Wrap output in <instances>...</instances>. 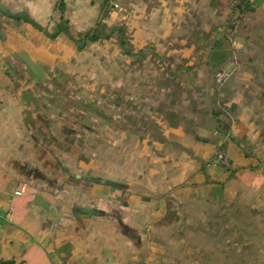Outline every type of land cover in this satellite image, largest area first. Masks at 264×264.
I'll return each instance as SVG.
<instances>
[{
	"label": "crops",
	"instance_id": "obj_1",
	"mask_svg": "<svg viewBox=\"0 0 264 264\" xmlns=\"http://www.w3.org/2000/svg\"><path fill=\"white\" fill-rule=\"evenodd\" d=\"M57 3L0 0L40 28L0 11V264H264V0ZM97 25L125 32L132 67L115 121L76 123L59 82L90 93L112 37L77 41ZM153 57L161 70L132 60ZM129 94L148 105L126 124Z\"/></svg>",
	"mask_w": 264,
	"mask_h": 264
},
{
	"label": "rangeland",
	"instance_id": "obj_2",
	"mask_svg": "<svg viewBox=\"0 0 264 264\" xmlns=\"http://www.w3.org/2000/svg\"><path fill=\"white\" fill-rule=\"evenodd\" d=\"M119 33L117 34H113L112 36V40L110 42H108L107 46L108 47H103L102 46V50H108L110 51L111 55H110V59L107 61L106 65H99L98 63L95 64V66L93 67L91 73L93 74V79H92V85L90 86L91 88L88 90H85L86 87H83L85 84H87L88 82L86 81L84 84V81L82 79H80V81L78 79H74L73 77H71L70 79H64V80H60L59 84L64 87V88H69L67 89V93L64 96H61V102L68 107V114H67V118L71 121H75L76 123L78 122H87L89 119L95 124L99 121L100 117H105L107 119H109L110 121H115L116 119V109H115V104H116V99L117 96L115 95V88L117 86V82H116V74L121 71V69L119 70V68L121 67V64L119 63V59L115 58V48L117 46V44L115 43V39L119 38ZM115 36V37H114ZM111 44V45H110ZM113 44V45H112ZM121 47V46H120ZM118 49H120L117 46ZM130 48V47H129ZM120 50H125V48H122ZM122 51V52H123ZM130 51V50H128ZM114 53V54H113ZM131 58H129L130 61ZM140 60V70L143 71H147V70H151V71H158L161 70L162 67V60H160L161 58H134L132 60ZM128 60V59H127ZM133 62V61H132ZM132 62L129 63H125L123 65V67H121L123 69V71H131V67H132ZM100 66V67H99ZM128 67V68H126ZM102 68V69H101ZM103 70L107 71V77L106 79H102L100 78V74L103 73ZM95 81V83H94ZM105 81L107 82V88H106V92L107 94H102V90L104 87V83ZM131 79L130 76L129 78H124V82H125V88L130 87L131 86ZM142 81V80H141ZM217 81V80H216ZM102 83V84H101ZM218 83V82H217ZM89 88V84L87 86V89ZM73 91V93H70ZM85 91V93H83ZM125 92H127V89H125ZM125 97V101H123V115L120 118L122 122L126 123V124H131V116H132V109L134 110L136 108V112L137 110H139V107L141 106V103H143L145 106L148 105L147 100H145L147 96H139V98L137 99L135 95H126V96H122V99H124ZM133 97V98H132ZM118 102H121V100H119ZM140 102V104H139ZM85 103H87L88 106H90V110L87 112L85 111L83 107H85ZM135 103V105L133 104ZM100 107H103L104 109H100ZM134 107V108H133ZM147 107L145 108V111H147ZM87 113V114H85ZM147 113V112H145ZM141 116V115H140ZM78 128V127H77ZM76 128V129H77ZM82 130V129H81ZM112 134H114L113 131H111ZM97 134V133H96ZM96 148V150L98 149V144H93ZM216 156V155H215ZM216 160V162L218 161L216 158L214 159ZM218 164L219 161L217 162ZM217 242V240H215ZM196 242V240L192 239L189 240V246L192 247V245H194ZM242 242V239H238L237 243ZM205 243H207L206 245H210L212 244V240L208 239L205 240ZM158 245H161L160 243H158Z\"/></svg>",
	"mask_w": 264,
	"mask_h": 264
},
{
	"label": "trees",
	"instance_id": "obj_3",
	"mask_svg": "<svg viewBox=\"0 0 264 264\" xmlns=\"http://www.w3.org/2000/svg\"><path fill=\"white\" fill-rule=\"evenodd\" d=\"M63 8H64V0H58V3H57V10L59 11H63ZM1 11V10H0ZM3 12V11H1ZM7 17L9 18H12V19H15V20H22V21H25V22H29L31 23L34 27L39 28V26L37 24H35L30 18H28L27 16L25 15H22V14H11V13H8L7 11L3 12ZM63 20L61 19V22ZM59 32H68V30L66 28H63V27H60L58 25V30L56 33H54L53 35H51L52 38L56 37L57 36V33ZM115 33H119V44L122 48H124L125 46V42L123 40V37H124V31L121 29V28H117V27H113L111 28L110 30L108 31H103L101 30L98 25L97 27H95L94 30L92 31H87L84 33L82 39L80 41H77V44L79 45L78 48L80 49L84 44V42H91V43H94V42H97L99 40H102V39H109L110 37H112L113 34ZM125 53L127 55H130V51H128L126 48H125ZM113 187H120V184H117V183H112Z\"/></svg>",
	"mask_w": 264,
	"mask_h": 264
},
{
	"label": "water",
	"instance_id": "obj_4",
	"mask_svg": "<svg viewBox=\"0 0 264 264\" xmlns=\"http://www.w3.org/2000/svg\"><path fill=\"white\" fill-rule=\"evenodd\" d=\"M0 10L5 12L6 10L0 6ZM19 58L23 60V62L27 65L31 73L35 76H38L37 69L34 65V63L31 61V59L25 54V53H20L18 54ZM83 212H91L92 210L90 209H81Z\"/></svg>",
	"mask_w": 264,
	"mask_h": 264
},
{
	"label": "built area",
	"instance_id": "obj_5",
	"mask_svg": "<svg viewBox=\"0 0 264 264\" xmlns=\"http://www.w3.org/2000/svg\"><path fill=\"white\" fill-rule=\"evenodd\" d=\"M223 79H224V76L223 75H219V76H217L216 80H217L218 83H221V82H223ZM215 158L219 161V163L221 165L226 166V167L229 166L228 158H227L226 154H224L223 152H221V151L217 152ZM7 264H10V263H7Z\"/></svg>",
	"mask_w": 264,
	"mask_h": 264
}]
</instances>
